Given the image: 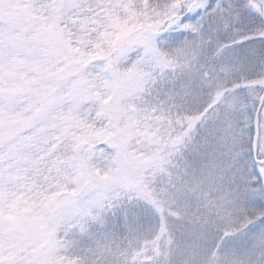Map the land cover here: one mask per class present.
Listing matches in <instances>:
<instances>
[{
  "label": "snow or ice",
  "instance_id": "6c2138e0",
  "mask_svg": "<svg viewBox=\"0 0 264 264\" xmlns=\"http://www.w3.org/2000/svg\"><path fill=\"white\" fill-rule=\"evenodd\" d=\"M0 264H264V0H0Z\"/></svg>",
  "mask_w": 264,
  "mask_h": 264
}]
</instances>
